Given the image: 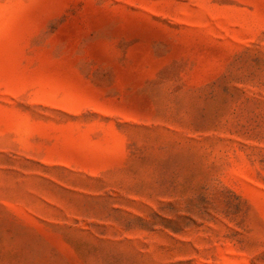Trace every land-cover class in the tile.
Masks as SVG:
<instances>
[{"label":"rangeland","instance_id":"obj_1","mask_svg":"<svg viewBox=\"0 0 264 264\" xmlns=\"http://www.w3.org/2000/svg\"><path fill=\"white\" fill-rule=\"evenodd\" d=\"M0 264H264V0H0Z\"/></svg>","mask_w":264,"mask_h":264}]
</instances>
